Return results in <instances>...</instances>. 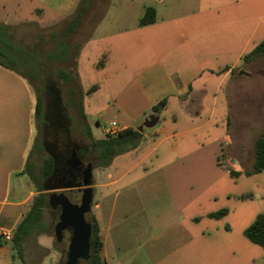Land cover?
Here are the masks:
<instances>
[{"label": "rangeland", "instance_id": "374dc122", "mask_svg": "<svg viewBox=\"0 0 264 264\" xmlns=\"http://www.w3.org/2000/svg\"><path fill=\"white\" fill-rule=\"evenodd\" d=\"M82 1L0 0V26L7 27L14 46L10 57L16 59L0 55V61L30 76L32 57L29 63L20 58L24 53L36 54L40 69L33 88L43 90L45 83H55L74 142L94 146L95 140L106 137L104 129L115 115L111 94L135 78L152 51L137 31L147 8H157L161 15L168 8V16L188 19L184 28L178 25L164 44L155 42L153 48L166 51L165 64L175 73L176 94L186 97L193 89V100H199L193 108L200 116L192 124L185 113H193L196 102L184 113L171 100L157 125L166 127L167 133L144 128L146 137L138 147L114 158V178L103 179L108 186L93 193L94 206L100 203L95 212L107 263L264 264V248L244 236L254 219L264 214V170L245 175L254 163L256 141L264 134V56L244 59L264 40V0H90L66 40L67 60L48 59ZM103 55L110 57L105 68L98 67ZM60 69L72 74V82L59 78ZM94 85L99 90L86 94ZM70 91L75 105L69 102ZM42 95L47 114V94ZM35 125L38 143L51 142L43 123L35 120ZM48 156L44 147L40 156L31 157L37 179ZM231 171L241 175L233 178ZM81 195L72 190L67 197L79 204ZM223 209L228 214L221 219L208 217ZM57 217L52 208L44 211L43 228L32 229L24 241L23 260L15 252L14 264L63 260L70 234L65 232L57 241ZM190 239H196L197 249L184 258L183 244Z\"/></svg>", "mask_w": 264, "mask_h": 264}, {"label": "crops", "instance_id": "0c3cea01", "mask_svg": "<svg viewBox=\"0 0 264 264\" xmlns=\"http://www.w3.org/2000/svg\"><path fill=\"white\" fill-rule=\"evenodd\" d=\"M164 1L159 0L158 2L162 3ZM153 9L156 11L155 22L145 26L139 25L137 30L140 36L146 37L144 42L152 46V51H149L146 61L138 69L135 78L125 84L120 91L112 93L110 97L115 108V115L111 122H117L121 130L127 128L138 130L145 120L152 115L159 118L157 124L153 128H149L155 129L161 121L162 112L154 113L152 109L163 99L167 100L166 107L171 100H176L184 113L192 103L196 102L193 100V89H190L186 97H180L176 94L178 86L173 77L175 73H172L165 64L166 51L163 49L155 51L153 48L155 42L164 44L167 38L177 31L178 25L184 28L188 19L168 16V8H165L163 12L167 15H161L157 8ZM144 42L141 43L144 44ZM103 56L104 63L100 66L101 68H105L107 60L110 61V57L108 59L106 55ZM228 74L229 71L226 76ZM223 80L224 77L221 79V86ZM97 90H99V86L94 92ZM197 103H199V100L192 106L193 113L188 110L185 113L191 124L200 116L197 108H193ZM35 109L36 95L27 79L9 68L0 66V264H14L13 254L15 253L11 241H5L2 234L10 233L11 236L13 235L17 225L29 212L33 198L38 194L35 185L27 174L29 156L34 150L36 140ZM132 121L140 122V125L133 126L130 124ZM157 128L154 131L155 133H167L166 127ZM90 133L93 136L91 131ZM144 137H146V134L143 131ZM93 166L92 188L95 194L98 189L108 186V183L104 180H112L114 172L112 164L107 168H97L95 163ZM99 207L100 203L96 202L95 206L93 203V212L91 211L98 223L99 219L95 208L98 209ZM193 220L195 223L199 222L197 217H194ZM100 234L104 246L102 258L106 261L104 258L106 243L102 236L101 227ZM202 235L204 237L206 233ZM194 242H196L195 246H193ZM183 248L185 250L184 258H186L193 248L197 249L196 239L187 241L183 244ZM178 252H182L180 248ZM183 264L192 263L184 261Z\"/></svg>", "mask_w": 264, "mask_h": 264}, {"label": "trees", "instance_id": "16d2710c", "mask_svg": "<svg viewBox=\"0 0 264 264\" xmlns=\"http://www.w3.org/2000/svg\"><path fill=\"white\" fill-rule=\"evenodd\" d=\"M90 0H83L81 5L79 6L78 12L76 16L71 20L70 24L66 28V30L62 33V38L59 41L56 49L48 54V59H56L59 62H65L67 60V56L70 52V46L66 43L67 38L70 36L71 33L75 31V28L83 18L89 4ZM156 20V11L153 8H147L145 11L144 16L140 19L139 25L145 26L154 23ZM7 27L0 26V55L4 59H8L11 61H16L10 57V54L14 50V46L12 44V39L10 36L6 34ZM22 54V53H21ZM33 55L24 53V57L22 59V63H29L30 56L34 62L33 73L29 75H25L24 73L20 72L16 65H12L8 62L0 61V66H4L9 68L23 76V78L27 79L30 85L33 88V79L36 80L38 77V69H40L39 62L37 60V56L35 53ZM78 56V55H77ZM264 56V40L257 45L252 52H250L244 59L245 61L252 59L254 57ZM104 61H101L98 64V67L102 66ZM76 67V64H75ZM37 68V69H36ZM58 76L64 82H72V74L66 70L60 69L58 71ZM81 88L79 87V92L81 93ZM97 89V86H93L88 90L86 94L90 95ZM35 95H36V109H35V117L36 120H40L42 123L44 122L45 118V101L42 94L44 91L47 93L48 90H51L56 95V99L59 100V89L53 82H47L43 86V90H39L37 87L33 88ZM71 94L70 97V104L75 105V100L73 99V91L69 92ZM82 95V93H81ZM82 101H79L77 106L82 113ZM167 105V100H161L155 107H153L154 113H161ZM80 113V114H81ZM87 135L92 138L93 136L90 133L89 128H87ZM143 139V132L138 131L137 129L127 128L122 130L119 134L115 136H106L105 138L95 140L94 147H95V154L94 158L97 162L95 166L97 168L103 167L107 168L111 165L114 158L120 154L128 152L138 147L140 141ZM44 151V146L38 143V140H35L34 143V150L29 156V165L27 166V174L35 185L37 190V195L33 198L31 208L29 212L25 215L23 220L17 225L15 228L11 244L13 247L14 252L17 253L18 257L23 260L24 258V241L26 237L30 234L32 229L39 228L41 230L43 225L41 224L44 211L47 208H52L50 202V195L44 191L43 184L51 177L53 170H54V160L52 157L48 156L43 160V165L40 167L39 170V178L32 173L30 160L34 153L38 156ZM30 168V169H29ZM264 170V134L261 135L255 144V158L252 169L245 173L246 176H252L261 173ZM230 175L233 178H238L241 173L231 171ZM41 181V183H40ZM228 214L227 209H223L221 211L211 213L208 215L210 219L219 220L222 217ZM59 215V214H57ZM89 216V218H88ZM87 221L92 225V238H91V259L89 260L91 264H108L102 258V251H103V240L100 234V226L98 221L96 220L93 214H88L86 216ZM89 219V220H88ZM244 236L253 244L264 248V214H259L254 221L248 226V228L244 231Z\"/></svg>", "mask_w": 264, "mask_h": 264}, {"label": "water", "instance_id": "95a60500", "mask_svg": "<svg viewBox=\"0 0 264 264\" xmlns=\"http://www.w3.org/2000/svg\"><path fill=\"white\" fill-rule=\"evenodd\" d=\"M158 120V116H149L138 128V131L143 132L144 128H153ZM75 156L77 157V153H75ZM77 162L80 163L81 161L77 160ZM93 169L94 166L89 165L85 171L84 179L77 185L67 184L61 187L47 185L46 182L52 179L57 172L56 163L54 162L53 173L43 184L45 192L78 189L82 193L80 204L72 203L64 193H53L50 195L52 207L60 208L55 224L57 241L60 242L62 240L63 232H70L67 252L59 264H80L82 261L91 259L92 225L87 221L86 216L92 211Z\"/></svg>", "mask_w": 264, "mask_h": 264}, {"label": "flooded vegetation", "instance_id": "af4514ba", "mask_svg": "<svg viewBox=\"0 0 264 264\" xmlns=\"http://www.w3.org/2000/svg\"><path fill=\"white\" fill-rule=\"evenodd\" d=\"M46 94L47 114H45L43 125L44 131H46L45 135L51 138V142L46 139L43 146L50 151V157L53 158L57 168L55 176L48 180L46 184L58 187L67 184L77 185L84 179L87 167L95 163V147L86 145L82 141L74 142L71 139L68 128L69 122L65 117L61 99L57 100L56 95L51 90H48ZM75 153H77V157ZM77 160L81 162L79 163ZM73 190L81 193L78 189ZM57 191H61L60 193H64L67 196L68 192L72 190ZM69 200L74 204H78L76 201ZM52 209L55 214L60 213L59 207H52ZM65 232L70 234L69 231ZM65 232H63V235Z\"/></svg>", "mask_w": 264, "mask_h": 264}, {"label": "built area", "instance_id": "2783aa9c", "mask_svg": "<svg viewBox=\"0 0 264 264\" xmlns=\"http://www.w3.org/2000/svg\"><path fill=\"white\" fill-rule=\"evenodd\" d=\"M120 126L117 124V122L113 121L110 122L104 129V133L106 136H115L121 132ZM5 241H11L12 236L10 233H4L2 234Z\"/></svg>", "mask_w": 264, "mask_h": 264}]
</instances>
